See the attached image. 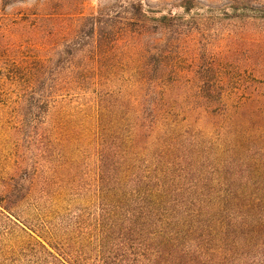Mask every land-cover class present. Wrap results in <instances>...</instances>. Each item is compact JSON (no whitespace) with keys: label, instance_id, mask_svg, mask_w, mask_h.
I'll use <instances>...</instances> for the list:
<instances>
[{"label":"trees","instance_id":"trees-1","mask_svg":"<svg viewBox=\"0 0 264 264\" xmlns=\"http://www.w3.org/2000/svg\"><path fill=\"white\" fill-rule=\"evenodd\" d=\"M53 21L37 27L49 57L5 78L17 110L5 129L42 143L57 100L89 96L93 123L76 146L69 132L63 171L93 157L107 204L67 233L22 226L50 162L43 148L8 156L0 264H264V0H115ZM210 24L225 46L206 63ZM223 121L234 142L215 151L206 137H223Z\"/></svg>","mask_w":264,"mask_h":264},{"label":"rangeland","instance_id":"rangeland-1","mask_svg":"<svg viewBox=\"0 0 264 264\" xmlns=\"http://www.w3.org/2000/svg\"><path fill=\"white\" fill-rule=\"evenodd\" d=\"M114 3L115 0H0V178L4 182L5 178L10 176L6 173L10 172L8 166L11 161L6 158L10 155L14 158V155L31 147L34 151L43 148L50 162H43L44 168L40 171L34 190L18 211V220L14 219L22 226L26 224L33 230L51 226L60 233H67L73 231L77 223L95 213L99 205L107 203L97 194V173L93 157L89 155L82 157L80 162L71 168L70 174L64 175L63 171L65 162L63 153L68 140L72 138L76 146L80 139L81 127L93 123L90 119L91 106H94L93 99L89 96L58 99L42 132L44 135L42 143H39V140L31 139L29 136H14L12 130L6 131V123L10 122L17 110L13 102L16 97L4 95L5 78L12 76L10 71H14L17 63L21 62L20 59L24 62H33L49 57V45L45 44L48 38L41 37L44 31L38 29V26L44 24L52 27L56 24L54 18L67 19L74 14L89 15L97 10L98 5L108 6ZM203 29L205 32L200 37L202 40L199 46L205 62H210L213 58L220 59L217 56L225 46V26L210 24ZM49 31L47 29L46 32ZM20 39L26 41L22 48L18 47ZM196 51V47L188 51L190 55L186 62L190 61ZM181 61L185 62V58L182 57ZM6 99L10 101L12 99V102H7ZM251 110L255 114L252 115L255 119L262 116L260 109L259 112L256 107ZM12 122L8 125L14 126ZM221 126L224 130L223 137H214L210 134L206 137L215 151L221 149L224 143L231 145L234 142L231 136L226 138L229 131H235L234 126L227 121L221 122ZM256 128L257 126L253 133H256ZM69 132H72L71 138L68 137ZM222 160H227V156L221 157V162Z\"/></svg>","mask_w":264,"mask_h":264}]
</instances>
